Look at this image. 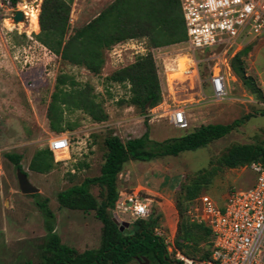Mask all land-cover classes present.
<instances>
[{"label":"rangeland","instance_id":"obj_1","mask_svg":"<svg viewBox=\"0 0 264 264\" xmlns=\"http://www.w3.org/2000/svg\"><path fill=\"white\" fill-rule=\"evenodd\" d=\"M9 1L0 0V264L43 262L48 240L44 216L37 202L45 199L49 200V207L56 216L54 225L62 243L79 252L100 247L103 224L97 219L96 212L62 208L57 196L61 191L82 184L86 178L101 175L107 152L104 141L111 132L126 142L141 137L149 130L152 140L164 141L202 125H228L237 120H245L237 130L206 148L152 162L131 161L119 176V192L140 190L142 196L153 200L152 217L160 218L157 226L162 228L166 238L174 241L178 224L173 222V226L166 225L163 211L176 208L182 186L199 171L216 163L231 145L264 143V101L244 84L232 66V76L235 79L230 81L229 96L223 102L212 101L206 96L210 91H203L207 88L209 70L216 59H212L209 54H198V59L202 61L200 80L194 81L190 77L187 81H177L172 89L164 92L166 100L163 98L167 103L166 107L175 103L190 106L187 112L189 128L175 129L165 118L149 121L150 125L147 126L146 119L150 120L152 116L141 115L136 107L120 103L121 100L129 99V88L108 81L115 71L132 64L142 55L133 54L130 46H125L124 60L118 61L108 50L105 52L106 63L102 73L93 75L82 67L64 62L43 46L36 36L29 39L24 34L19 35L16 30L8 31L5 20L11 15ZM114 1L73 0L70 34L90 22ZM145 40L146 46L153 49L149 41ZM186 48L185 45L173 46L151 53L157 68L162 69L163 59L175 64L174 60L185 53ZM245 48L250 50L247 55L242 56V66L247 76L261 88L264 82V35L246 38L233 57L232 52H229L227 57L230 65L233 58ZM164 54L168 56L165 58ZM25 60H29L27 65ZM60 74L68 75L80 87L90 89L95 101L108 114V121L98 123L82 110H66L63 125L66 130L59 134L52 131L47 112ZM63 133L69 136L70 159L55 162L56 167L47 174L33 171L31 163L35 155L41 150L49 149L50 139ZM6 154L23 156L22 168L30 182L40 189V193L34 194V197L21 193L17 180L18 169ZM255 179V173L246 166L226 170L203 193L221 205L229 190L249 189ZM91 192L99 202L102 201L104 194L100 187H92ZM115 211L116 207L110 213L120 226L123 223H134L128 216H119ZM170 219L174 221L176 218ZM129 228L130 226L124 227V231ZM139 264L152 263L143 261Z\"/></svg>","mask_w":264,"mask_h":264},{"label":"trees","instance_id":"obj_2","mask_svg":"<svg viewBox=\"0 0 264 264\" xmlns=\"http://www.w3.org/2000/svg\"><path fill=\"white\" fill-rule=\"evenodd\" d=\"M20 1L10 0L9 4L16 7ZM72 3L73 0H43L41 30L35 36L64 62L82 67L96 76L104 69L105 52L118 43L130 39H147L152 48H163L187 40L180 0H115L90 22L70 34ZM249 50L245 48L238 53L231 66L256 97L264 101L263 90L247 76L242 66L241 58ZM108 81L129 88V99L121 100L120 103L136 107L141 115L147 116L150 109L163 101V86L151 52L138 56L132 64L115 71ZM66 110H82L98 123L109 119L90 89L80 87L74 78L60 74L47 112L50 128L57 134L66 130L63 126ZM244 121L237 120L228 125H202L164 141L152 140L149 130L141 137L126 142L111 132L104 141L107 152L101 175L86 178L82 184L61 191L57 196L62 208L96 212L97 219L103 224L100 247L79 252L62 243L54 225L56 216L49 207V200L45 199L37 202L44 216L48 240L41 264H139L140 259H147L152 264H180L170 258L164 240L154 235L159 217L137 221L126 231H121V226L110 213L115 209L120 193L119 176L131 161L152 162L206 148L230 135ZM146 125H150L149 119H146ZM71 130L74 131V128ZM6 157L18 170L26 173L21 165L22 155L6 154ZM255 161H264V143L233 144L210 168L199 171L182 186L176 203L178 230L175 242L186 256L196 261L208 259L214 246L212 230L189 219L188 211L193 202L205 194L204 190L221 173ZM55 167L50 149L39 151L31 163L32 170L41 174H47ZM95 186L103 191L101 202L91 192Z\"/></svg>","mask_w":264,"mask_h":264},{"label":"built area","instance_id":"obj_3","mask_svg":"<svg viewBox=\"0 0 264 264\" xmlns=\"http://www.w3.org/2000/svg\"><path fill=\"white\" fill-rule=\"evenodd\" d=\"M42 0L31 2L21 0L16 7H11V15L5 20L8 31H17L29 39L40 32V13ZM185 21L187 40L173 46H186V52L178 55L175 64L163 59L162 69L158 73L163 86V98L166 90L182 77L187 81L193 77L200 80V64L198 54H209L216 59L209 70L206 94L215 102H223L229 96V84L235 77L228 54L233 57L241 49V45L249 36L264 35V0H180ZM16 11L24 16L22 23H16ZM144 39H130L116 44L110 54L123 61V48L130 46L133 54L146 55L147 52L159 51L163 48L149 49ZM237 48V50H236ZM146 53V54H145ZM166 56L168 55H165ZM28 59V56H26ZM18 59V57H17ZM29 60H25V65ZM194 75V76H192ZM261 89L264 92V82ZM164 100H166L164 98ZM150 109L146 117L166 119L173 128L186 130L189 128L187 111L189 105H168L164 101ZM166 107V108H164ZM70 140L65 133L53 137L49 141V149L55 162L70 159ZM255 173L256 179L249 189H231L223 204H218L212 197L204 194L191 205L188 216L192 223L205 225L213 233V251L208 259L196 261L186 256L177 248L174 240L166 238L162 228L156 226L154 235L164 240L166 250L171 259L180 264H264V161H255L247 165ZM153 200L144 197L140 190L120 192L116 202V213L126 215L134 223L152 218Z\"/></svg>","mask_w":264,"mask_h":264},{"label":"water","instance_id":"obj_4","mask_svg":"<svg viewBox=\"0 0 264 264\" xmlns=\"http://www.w3.org/2000/svg\"><path fill=\"white\" fill-rule=\"evenodd\" d=\"M14 21L16 23L24 21V16H23V13L21 11H16L15 16H14ZM17 180H18L19 189H20L22 194L34 195V194L40 193V189L38 187L34 186L30 182L28 175L20 169L17 171ZM129 226H130L129 223H123L121 225V231L124 230V227H129ZM143 261H149V260L140 259L139 262H143Z\"/></svg>","mask_w":264,"mask_h":264},{"label":"crops","instance_id":"obj_5","mask_svg":"<svg viewBox=\"0 0 264 264\" xmlns=\"http://www.w3.org/2000/svg\"><path fill=\"white\" fill-rule=\"evenodd\" d=\"M188 112V111H187ZM190 123V122H189ZM163 216H164V220L166 222V225L168 224H171L173 226V222L175 224L178 223V212H177V209L174 207L173 208H170L168 211H163ZM170 218H176L174 221H171ZM177 226V225H176Z\"/></svg>","mask_w":264,"mask_h":264},{"label":"bare ground","instance_id":"obj_6","mask_svg":"<svg viewBox=\"0 0 264 264\" xmlns=\"http://www.w3.org/2000/svg\"><path fill=\"white\" fill-rule=\"evenodd\" d=\"M185 79H186V77L184 76V77L180 78L179 80H181L180 82H183Z\"/></svg>","mask_w":264,"mask_h":264}]
</instances>
